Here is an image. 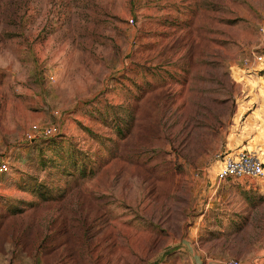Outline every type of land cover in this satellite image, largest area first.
Returning a JSON list of instances; mask_svg holds the SVG:
<instances>
[{
  "label": "rangeland",
  "instance_id": "374dc122",
  "mask_svg": "<svg viewBox=\"0 0 264 264\" xmlns=\"http://www.w3.org/2000/svg\"><path fill=\"white\" fill-rule=\"evenodd\" d=\"M263 24L264 0H0V264L264 261V177L216 182Z\"/></svg>",
  "mask_w": 264,
  "mask_h": 264
},
{
  "label": "built area",
  "instance_id": "2783aa9c",
  "mask_svg": "<svg viewBox=\"0 0 264 264\" xmlns=\"http://www.w3.org/2000/svg\"><path fill=\"white\" fill-rule=\"evenodd\" d=\"M262 37L261 52L254 55L256 71L264 72V24L259 28ZM246 65L248 60L244 62ZM57 125H40L34 124L30 132L26 135V140L35 142L40 138H51L59 134ZM216 172V182L220 185L228 180L244 181L258 180L264 177V162L252 152L242 151L238 154H230L228 156L219 157ZM10 171V164L6 156L0 155V175H5ZM218 187V186H217ZM228 264H240L237 260H232Z\"/></svg>",
  "mask_w": 264,
  "mask_h": 264
},
{
  "label": "crops",
  "instance_id": "0c3cea01",
  "mask_svg": "<svg viewBox=\"0 0 264 264\" xmlns=\"http://www.w3.org/2000/svg\"><path fill=\"white\" fill-rule=\"evenodd\" d=\"M250 72L258 76V71H256V69ZM261 73L263 76H260V78L252 76L249 82L258 86L262 94H260V92L259 94H244L237 103L238 107L234 115V120L237 122L242 121V127L239 134H237L235 138H231V144L234 146L242 144L247 151H252V153L264 161V94L262 92L264 91V72ZM199 257L203 258L201 264H205V261L207 262L206 264H210L212 261L211 259L204 258L200 253ZM257 261L258 260L253 262L252 259L250 263L247 264H264L262 259L260 263H257ZM220 264H222V262H220ZM226 264H228V262Z\"/></svg>",
  "mask_w": 264,
  "mask_h": 264
},
{
  "label": "trees",
  "instance_id": "16d2710c",
  "mask_svg": "<svg viewBox=\"0 0 264 264\" xmlns=\"http://www.w3.org/2000/svg\"><path fill=\"white\" fill-rule=\"evenodd\" d=\"M54 137H56V136H54ZM54 137H51V138H54ZM47 139H50V138H47Z\"/></svg>",
  "mask_w": 264,
  "mask_h": 264
}]
</instances>
